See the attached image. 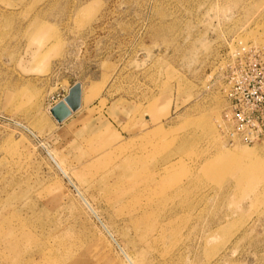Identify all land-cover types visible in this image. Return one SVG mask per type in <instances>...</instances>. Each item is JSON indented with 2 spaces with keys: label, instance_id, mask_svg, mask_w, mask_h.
Returning <instances> with one entry per match:
<instances>
[{
  "label": "rangeland",
  "instance_id": "1",
  "mask_svg": "<svg viewBox=\"0 0 264 264\" xmlns=\"http://www.w3.org/2000/svg\"><path fill=\"white\" fill-rule=\"evenodd\" d=\"M263 36L264 0H0V264H129L45 148L137 264H264V140L230 99Z\"/></svg>",
  "mask_w": 264,
  "mask_h": 264
},
{
  "label": "built area",
  "instance_id": "2",
  "mask_svg": "<svg viewBox=\"0 0 264 264\" xmlns=\"http://www.w3.org/2000/svg\"><path fill=\"white\" fill-rule=\"evenodd\" d=\"M263 77L264 72H259L249 80L245 93H240L239 87L230 89L231 116L235 125L233 134L249 143L264 140V88L260 87L264 83ZM243 81L236 82L240 85Z\"/></svg>",
  "mask_w": 264,
  "mask_h": 264
},
{
  "label": "water",
  "instance_id": "3",
  "mask_svg": "<svg viewBox=\"0 0 264 264\" xmlns=\"http://www.w3.org/2000/svg\"><path fill=\"white\" fill-rule=\"evenodd\" d=\"M82 93H83L82 85L80 83L74 84L73 87L70 89L69 94L67 95L65 100L56 104L51 109L50 112H51L52 116L56 119L57 122L61 123L65 120H67L69 117H71L75 112H77L81 108V106H82ZM45 150L47 151V153L49 155L48 150L46 148H45ZM97 219L105 228L103 222L99 218H97ZM105 231H107V233L109 234L111 239L114 241V243L117 245L119 250L129 260L127 254L123 251V249L121 248V245L117 242V240L114 239L113 236H111L110 232H108L107 229Z\"/></svg>",
  "mask_w": 264,
  "mask_h": 264
},
{
  "label": "bare ground",
  "instance_id": "4",
  "mask_svg": "<svg viewBox=\"0 0 264 264\" xmlns=\"http://www.w3.org/2000/svg\"><path fill=\"white\" fill-rule=\"evenodd\" d=\"M258 33V32H257ZM254 34V35H253ZM252 34V37H253V39H259V37L261 36L262 37V35L261 34H255V33H253ZM264 37V36H263ZM256 41H259V40H256ZM82 96H83V93H82ZM66 98V97H65ZM65 98L62 100V101H64L65 100ZM61 102V101H60ZM60 102H58V103H60ZM57 103V104H58ZM56 105V104H55ZM55 105H53L51 108H50V111H51V109L55 106ZM51 113V112H50ZM64 122V121H63ZM18 123V122H17ZM20 124V123H19ZM20 125H22V124H20ZM22 126H24V128H26L29 132H31L33 135H35V133L30 129V128H28L27 126H25V125H22ZM36 137H37V135H35ZM44 146V145H43ZM45 147V146H44ZM48 150V149H47ZM48 152H49V155H50V157L52 158V160L54 161V163L60 168V170L63 172V174L69 179V181L75 186V188H76V190H77V192H78V194H79V196H80V198L82 199V201L84 202V204L87 206V208L97 217V218H99L100 219V217H99V215H98V213H97V211H96V209L93 207V205L89 202V200L84 196V194L82 193V191L74 184V182L72 181V179L69 177V175L67 174V172L65 171V169L63 168V165L60 163V161H58L57 160V158H55L53 155H52V153L48 150ZM101 220V219H100ZM104 224V223H103ZM205 224V223H204ZM209 224V223H208ZM206 225H207V223H206ZM103 226V225H102ZM104 226H105V228L108 230V232H110V234H111V236H113V238L115 239V237H114V235H112V233H111V231H109V229H108V227L106 226V224H104ZM208 226V225H207ZM141 227H143V228H145L146 226H145V224L144 223H136V229H140ZM212 227V226H211ZM214 227V226H213ZM212 227V228H213ZM104 228V227H103ZM104 228V229H105ZM203 228V227H202ZM201 228V229H202ZM210 228V227H209ZM208 228V230H210ZM214 228H216V227H214ZM105 229V230H106ZM195 229V228H194ZM145 231V236H147L148 235V231H146V230H144ZM212 230H210L209 232H211ZM107 232V231H106ZM206 232H207V230H206ZM209 232H207V233H209ZM213 232V231H212ZM206 234V233H205ZM142 236H140V238H141V240L143 241V237H144V233H142L141 234ZM207 235V234H206ZM210 235V234H209ZM208 235V236H209ZM207 237V236H206ZM122 248V247H121ZM123 249V251L127 254V256H128V258H129V260L126 258V260L128 261V263L129 264H137V262L135 261V259L128 253V252H126V250L124 249V248H122ZM39 252H40V250H39ZM44 253V252H43ZM42 253V254H43ZM67 253V252H66ZM74 253V252H73ZM122 253V252H121ZM123 254V253H122ZM68 255H69V253H68ZM61 256V255H60ZM70 256V255H69ZM75 257V256H74ZM70 258V257H69ZM56 259H57V257H56ZM40 260V259H39ZM40 262V261H39ZM55 263L56 264H63V262L62 261H55ZM54 263V264H55Z\"/></svg>",
  "mask_w": 264,
  "mask_h": 264
},
{
  "label": "crops",
  "instance_id": "5",
  "mask_svg": "<svg viewBox=\"0 0 264 264\" xmlns=\"http://www.w3.org/2000/svg\"><path fill=\"white\" fill-rule=\"evenodd\" d=\"M82 102H83V96H82Z\"/></svg>",
  "mask_w": 264,
  "mask_h": 264
}]
</instances>
